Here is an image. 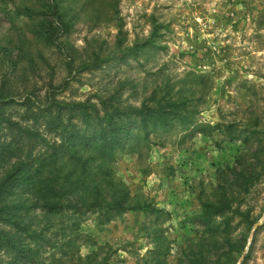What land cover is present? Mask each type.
Instances as JSON below:
<instances>
[{
	"label": "rangeland",
	"instance_id": "1",
	"mask_svg": "<svg viewBox=\"0 0 264 264\" xmlns=\"http://www.w3.org/2000/svg\"><path fill=\"white\" fill-rule=\"evenodd\" d=\"M2 46L33 53L41 69L16 85L36 82L42 97L52 81L61 99L101 108L165 97L185 115L146 133L127 119L132 133L104 165L150 209L52 216L40 264H192L193 251L264 264V0H0ZM84 60L102 62L84 70ZM239 172L255 178L248 189ZM225 197L247 215L228 229L204 212Z\"/></svg>",
	"mask_w": 264,
	"mask_h": 264
},
{
	"label": "trees",
	"instance_id": "2",
	"mask_svg": "<svg viewBox=\"0 0 264 264\" xmlns=\"http://www.w3.org/2000/svg\"><path fill=\"white\" fill-rule=\"evenodd\" d=\"M48 5L52 14L59 16L58 5ZM16 10L28 17L43 15L42 10L28 6ZM12 51L0 47V264H40L54 239L48 235L54 225L52 216L94 210L114 215L150 209L149 204L131 198L123 186L108 179L104 165L132 133L127 119L138 120L146 133L151 126L176 118L182 121L185 115L179 105L167 103L165 97L154 105L143 102L140 107L108 104L104 99L101 108L89 100L61 99L51 91L55 88L52 81L42 97L36 82L30 89L16 85L19 79L30 80L28 70L41 69L33 53ZM22 59L26 64L20 63ZM101 62L84 60L81 68H96ZM18 88L26 93L20 95ZM11 104L24 109L21 113L8 111ZM254 179L244 172L236 175L237 183L245 189ZM231 203V198L225 197L219 203L205 204L204 212L208 217L221 216V224L228 229L235 215L247 217ZM225 240L232 251L234 243L228 237ZM212 253L209 249L206 254ZM190 261L223 264L220 257L212 259L202 251H193Z\"/></svg>",
	"mask_w": 264,
	"mask_h": 264
},
{
	"label": "water",
	"instance_id": "3",
	"mask_svg": "<svg viewBox=\"0 0 264 264\" xmlns=\"http://www.w3.org/2000/svg\"><path fill=\"white\" fill-rule=\"evenodd\" d=\"M263 224V222L261 221V222H259L258 224H256V228L257 227H259L260 225H262ZM241 264V263H240Z\"/></svg>",
	"mask_w": 264,
	"mask_h": 264
}]
</instances>
